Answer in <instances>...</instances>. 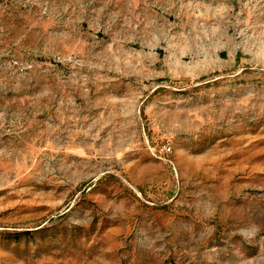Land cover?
Masks as SVG:
<instances>
[{
  "label": "rangeland",
  "instance_id": "374dc122",
  "mask_svg": "<svg viewBox=\"0 0 264 264\" xmlns=\"http://www.w3.org/2000/svg\"><path fill=\"white\" fill-rule=\"evenodd\" d=\"M0 264H264V0H0Z\"/></svg>",
  "mask_w": 264,
  "mask_h": 264
}]
</instances>
